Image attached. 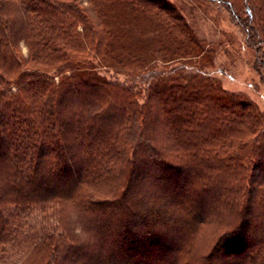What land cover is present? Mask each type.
<instances>
[{
    "label": "trees",
    "instance_id": "trees-1",
    "mask_svg": "<svg viewBox=\"0 0 264 264\" xmlns=\"http://www.w3.org/2000/svg\"><path fill=\"white\" fill-rule=\"evenodd\" d=\"M227 4L264 58V0H244V12ZM174 9L163 0H0L1 252L19 238L26 251H16L34 254L33 264H59L86 232L96 240L80 256L86 264H264L255 107L207 78L199 88L197 74L179 81L149 69L139 101L135 85L87 71L97 59L144 78V41L164 56L203 52ZM36 209L37 229L27 221ZM203 225L219 234L202 254L194 239Z\"/></svg>",
    "mask_w": 264,
    "mask_h": 264
},
{
    "label": "rangeland",
    "instance_id": "rangeland-1",
    "mask_svg": "<svg viewBox=\"0 0 264 264\" xmlns=\"http://www.w3.org/2000/svg\"><path fill=\"white\" fill-rule=\"evenodd\" d=\"M163 1L175 8L174 10L182 17V21L187 25L191 34L200 41L203 52L198 55H190V50L186 49L184 52L180 51L164 56L160 53L155 54L152 50L154 49L153 43L143 40L146 44L142 45L144 47L142 49L139 47L141 58L145 61L149 59V62L144 61L140 67L141 70L144 69V66L148 68L143 72L144 78L137 74L138 68L112 69L97 59L89 60V68L87 69L89 74L124 85H135L139 101L143 100L147 82H149V78L146 76L149 69L162 71L167 77L173 75L179 81L197 74L204 77L199 88H207L204 82L207 78L208 81H214L216 86L223 91L249 101L262 116V124L264 125V65H262L264 58L261 57L260 53L257 54L254 46L250 44L247 38V29L232 10V4H227V2L233 1L238 5V9L244 12V0ZM146 45H149V53H144ZM20 53L23 56L27 53V48L23 43L20 44ZM257 61L260 64L259 69H256L255 63ZM49 73L54 74L52 71ZM54 78L57 80L58 75H55ZM259 158L261 157H256V161L260 160ZM258 170L259 168H253L250 173L259 174ZM161 187L165 194H174L173 191H164V187ZM9 208L12 209V205ZM38 215L40 213L36 209L27 218V221L36 229V221L39 220ZM218 234L214 235L211 226H200L194 239V246L198 247L196 249L199 253H205ZM18 242H20L19 247L15 246L16 248L12 249L11 243L16 244ZM93 243H96L94 236L82 232L76 246L68 251L65 259L59 264H86V257L81 258L80 256L82 252L86 254V250L92 251L91 245ZM25 246L27 245L19 241V238L10 240L6 245L8 249L3 252L0 251V264H33L34 254L16 251L17 249L26 251Z\"/></svg>",
    "mask_w": 264,
    "mask_h": 264
}]
</instances>
